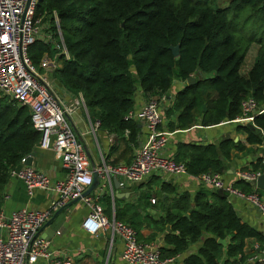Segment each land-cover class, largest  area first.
<instances>
[{"label":"trees","instance_id":"obj_1","mask_svg":"<svg viewBox=\"0 0 264 264\" xmlns=\"http://www.w3.org/2000/svg\"><path fill=\"white\" fill-rule=\"evenodd\" d=\"M218 1L37 0L35 19L41 20L53 40L36 41L28 54L35 66L44 55H58L59 67L52 72L56 85L70 95L81 94L90 119L99 120L101 129L118 136L128 130L127 143L135 144L139 131L137 123L125 119L134 107L137 89L164 95L173 83H185L192 75L198 78L195 84L174 96L172 109L178 116L169 130L185 131L197 123V117L202 127L218 126L239 118L241 104L248 98H253L259 110L264 108V44L242 76L250 37L237 34L242 30H236L240 23L235 22L247 14L242 22L246 32L251 30L250 36L259 33L264 28V0H230L225 8H219ZM251 18L260 24L249 26ZM177 46L179 56L175 58L170 47ZM236 127L249 148L225 137L217 144L179 145L173 160L184 163L187 175L197 178L206 173L222 174L233 152H259L261 156L250 167L264 174V112L252 124ZM39 140L28 109L0 97V195L10 173L37 150ZM233 188L246 195L254 191L243 181H236ZM256 192L259 195L261 191ZM174 193L163 184L155 196ZM106 203L109 207L110 201L106 199ZM134 209L126 206L122 214L117 207L115 220L128 223L138 234L141 225H134L132 217L137 213L123 219L126 211ZM148 221L156 233H165L170 226L160 248L162 260L183 255L197 245L182 264H246L253 258L245 254L247 240L258 244V252L264 251L262 232L237 216L226 193L204 186L192 195H178L163 218ZM225 239L226 247L218 244Z\"/></svg>","mask_w":264,"mask_h":264},{"label":"built area","instance_id":"obj_2","mask_svg":"<svg viewBox=\"0 0 264 264\" xmlns=\"http://www.w3.org/2000/svg\"><path fill=\"white\" fill-rule=\"evenodd\" d=\"M36 4L37 0H0V97L7 99L13 106L28 109L32 127L40 134L37 149L52 151L61 162L65 175L63 180L51 182L46 173L23 165L27 157L21 161L23 167L18 173H10L11 178L24 183L29 196L40 190L54 200L44 211L22 209L6 215L0 210V264H73L68 255L52 252L49 242L43 240L39 232L56 211L76 200H83L90 210L83 223L84 230L92 235L110 231L112 238L121 242V258L127 264H178L176 260L179 256L162 260L158 244L140 242L133 228L114 219L107 220L99 204L89 196L82 197L92 185L94 173L109 184L111 177H119L121 187L139 184L157 173L172 176L187 174L184 163L161 155L169 134L159 130L162 121L159 101L151 99L138 111H130L125 118L139 122L146 131L145 141L135 152L130 164L91 167L83 145L67 121L71 113L84 105L82 97H72L68 93L71 101L66 103L54 93L47 73L56 69L58 55H44L38 66L29 57V48L36 41L53 40L50 31L41 26V20L35 19ZM61 53L66 54L64 49ZM159 100L165 101V97ZM262 111L253 98H248L241 104V116L232 122L252 123ZM94 125L99 127V121H95ZM124 134L128 137L129 131L126 130ZM261 175V172L250 169L236 173L238 181L253 187L254 191L248 195L234 189L233 185L225 184L217 173H206L197 178L206 188L252 203L264 222V204L256 192V180ZM151 202L154 203L155 199ZM250 261H264V252Z\"/></svg>","mask_w":264,"mask_h":264},{"label":"crops","instance_id":"obj_3","mask_svg":"<svg viewBox=\"0 0 264 264\" xmlns=\"http://www.w3.org/2000/svg\"><path fill=\"white\" fill-rule=\"evenodd\" d=\"M58 67L59 63H57L56 68ZM194 76L197 80V76ZM48 78L54 93L62 101L66 103L70 102L71 96H78L83 99L81 94L70 96L68 92L56 85L52 75ZM185 86V83L175 82L172 84L170 92L164 95H159L158 93L144 94L139 89H137L134 95L135 104L132 109L133 112L138 111L140 107L151 99L159 101V111L162 120L159 130L169 134L168 143L161 151L163 157L173 159L179 145L217 144L225 137H229L233 141L237 140L245 148H249V145L246 144L245 135L238 133L236 127H245L248 124H252L248 122H226L214 127H202L199 123L200 119L197 117V123L185 131L177 129L169 130L170 126L176 125L178 116V113L172 109L174 96L177 91ZM163 96L165 97V101L161 102L159 99ZM84 105H81L71 113L67 117V121L74 135L83 145L91 167H100L103 164L109 166L130 164L135 152L145 141L146 131L144 126L139 122L132 121L137 123L139 131L136 143H127L129 136L127 137L124 133L118 136L101 129L100 125L96 128L94 122L97 119H90L86 106ZM260 156L259 152L257 154L233 152L230 161L225 163L227 164L226 170L222 174H219L221 181L227 185H233L238 181L236 179V173L246 171L247 169L251 170L250 164ZM29 167L49 175L51 182L64 179L65 171L61 166V162L55 157L52 151H41L37 149L33 153V160ZM114 181L118 182L117 188ZM120 183L121 179L119 177H111L110 184L100 180L98 187L88 196L103 208V215L109 221L115 220L117 207L124 214L126 206H133L135 208L134 210L126 211V214L123 215L124 221L129 219L130 215L132 216V214L137 213V215L132 217L134 218V225H141L137 234L138 240L142 243L154 242L160 248L164 246L163 238L166 232L156 233L153 225L147 223V221H157L163 218L165 210L171 205L175 197L182 193H190L192 195L199 187L203 186L200 184L198 178H192L187 174L172 176L164 173L153 174L139 184L121 187ZM163 184L173 188L175 193L170 195L160 194V197H156L155 195L161 190ZM5 197L7 198L5 199ZM106 199L110 201L109 207ZM153 199H155L154 203L151 202ZM53 200V197L40 190L34 191L33 195L29 196L21 180L10 178L0 195V210L6 215L22 209L44 211L48 209ZM227 200L235 210L237 216L244 223L259 230L264 235L262 216L252 203L236 196L227 197ZM64 212L66 213L64 224L56 235L48 241L49 248L52 252L58 255H68L73 260V264H127L121 258V242L118 239H113L110 231L92 235L84 230L83 223L89 215L90 210L83 200L70 202ZM124 224L128 225L125 222ZM154 234H156V237L150 240ZM258 247V244L253 240H247L244 249L245 254L249 256L253 255V257L260 255L262 252L257 251ZM197 248V245L191 246L187 253L177 258V263L182 264L183 258ZM38 264L42 263L39 262Z\"/></svg>","mask_w":264,"mask_h":264},{"label":"water","instance_id":"obj_4","mask_svg":"<svg viewBox=\"0 0 264 264\" xmlns=\"http://www.w3.org/2000/svg\"><path fill=\"white\" fill-rule=\"evenodd\" d=\"M28 2H30V0H28ZM170 51L173 55V57L177 58L179 56V48L177 47H170ZM200 74V73H198ZM196 82V78L194 75H192L191 77H189L186 80V86H192L194 85ZM203 111H206V106H203ZM234 142L236 143L237 140H234ZM263 149H264V141H263ZM33 160V154L29 157H27L24 161V166H31V162ZM23 165H19L17 166V168L15 169V172L18 173ZM100 184V179L99 176L97 175V173L93 174V178H92V185L88 188V190L82 195V197H86L88 195L91 194V192L96 189L98 187V185ZM114 184L116 186V188L118 187V182L114 181ZM256 188L260 191H264V174H262L261 176H259L256 180ZM67 205L61 209H59L58 211H56L52 218L46 222V224L44 225V227L40 230L39 234L40 237L45 240V241H50L55 235L56 233L61 229L62 225L64 224L65 221V217H66V213L64 212V210L66 209ZM185 217L187 218L188 215H185ZM166 233L169 234L170 233V226H166ZM219 245L226 247L227 246V239L225 240H218L217 241ZM246 264H255L254 261H248Z\"/></svg>","mask_w":264,"mask_h":264},{"label":"rangeland","instance_id":"obj_5","mask_svg":"<svg viewBox=\"0 0 264 264\" xmlns=\"http://www.w3.org/2000/svg\"><path fill=\"white\" fill-rule=\"evenodd\" d=\"M229 2H230V0H219L218 1V6H219V8H225V7L228 6ZM246 16H247V14H243L237 21H235V22H238V23L241 24V25L240 24H237L238 29L236 28V30H242V31H237V34H241L245 38L248 37V36L250 37L249 38L250 39L249 51H248L247 56L245 58L243 67H242V69L240 71V74L242 76H245V74L247 73V71L252 67V64H253V62L255 60V57L257 55V52H258L260 46L264 44V28H261V30L259 31V33L253 32V34H255V36H250L251 34H249V32L251 30L247 33L246 32V29H247L246 23H242L243 22V19H245ZM256 22H258V24H260L259 23L260 21L255 20L254 18H251V21H249V24L248 25L249 26L250 25H253ZM258 41H260L261 44H259ZM50 75H52V72L51 73L50 72L47 73V77H49ZM262 110H263L262 111V113H263L264 112V108ZM259 196H261L260 197L261 202L264 204V192L261 191L259 193Z\"/></svg>","mask_w":264,"mask_h":264}]
</instances>
